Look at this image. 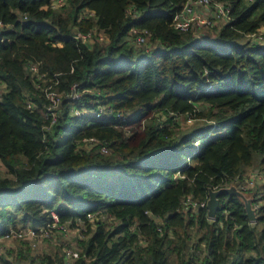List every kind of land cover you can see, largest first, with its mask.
I'll use <instances>...</instances> for the list:
<instances>
[{
  "label": "trees",
  "instance_id": "1",
  "mask_svg": "<svg viewBox=\"0 0 264 264\" xmlns=\"http://www.w3.org/2000/svg\"><path fill=\"white\" fill-rule=\"evenodd\" d=\"M52 1L0 0V235L54 211L80 228L71 264H264V184L244 191L255 221L234 194L213 219L183 201L238 187L254 150L264 176V0H215L229 18L207 32L171 25L185 0ZM45 84L62 98L48 128ZM9 248L0 264H23Z\"/></svg>",
  "mask_w": 264,
  "mask_h": 264
},
{
  "label": "built area",
  "instance_id": "2",
  "mask_svg": "<svg viewBox=\"0 0 264 264\" xmlns=\"http://www.w3.org/2000/svg\"><path fill=\"white\" fill-rule=\"evenodd\" d=\"M65 2V0H53L52 6L57 7L62 5ZM201 12L208 13V16L205 18L201 17ZM86 13L92 14L91 11L86 10ZM127 13L131 16L135 17L137 16L136 12L132 8L127 9ZM221 19L222 21L229 18L228 16V10L223 6L221 2H216L215 0H185L182 9L177 12L171 21V25H173L174 28L180 30V31H187L190 28H193V26H205V27H211L213 25V19ZM131 32L135 33L134 40L137 43L142 44L145 40V37L143 36L142 32L135 28L131 29ZM259 35L257 37H261V33H258ZM77 39L80 40L82 43H86V41L89 40L90 32L86 33H79L76 35ZM99 40L103 38V35L100 33L98 35ZM30 69L32 71L37 69L36 64L30 65ZM56 83V81H54ZM52 84H45L42 87L44 96L50 100V103L46 107L45 117L50 119V122L45 127L48 128L49 125L56 120L55 114L51 111V108L56 106L57 104H60L61 102V93L58 94L55 93L53 90H51ZM82 95L81 91L78 88L77 83H73L71 85V88L68 92H66V98L77 100ZM81 113L84 114H90L95 117H101L103 113V107L100 106L95 111H89V110H83ZM122 120H124V117H121ZM187 122H191L192 118L188 116L186 118ZM88 141H95V137H89L87 139ZM195 146H198V141H195ZM100 151L102 153H109L110 149L106 144L100 145ZM264 178L262 172L251 170L249 171L244 181L237 187L242 192L248 190L252 186H254L257 182L261 181L260 179ZM207 199V198H206ZM206 199L205 200H197L192 199L190 196H187L184 198V203L188 204L192 207H204L206 205ZM255 204L254 206H256ZM253 206V205H252ZM51 218L50 221L45 223L44 225H41L40 227H24V228H12L10 227L5 233L0 235V254L5 252L8 249L7 242L11 239H27L30 241L31 246L37 245L39 242L45 240L52 239L56 234H60L63 237L66 238L68 241L66 247H64V259L67 261L68 264H71L70 260L78 257V250L74 248L71 244L73 243V239L70 238L71 235L76 236L75 231L78 232V235H80V228L78 227H71L69 226L68 222H60L58 215L56 212L51 211L50 214ZM157 230H161V227L158 226Z\"/></svg>",
  "mask_w": 264,
  "mask_h": 264
},
{
  "label": "rangeland",
  "instance_id": "3",
  "mask_svg": "<svg viewBox=\"0 0 264 264\" xmlns=\"http://www.w3.org/2000/svg\"><path fill=\"white\" fill-rule=\"evenodd\" d=\"M208 16V13L204 12L202 13L201 12V17L202 18H205ZM222 20L221 19H217V18H214L213 19V25H215L216 23H221ZM193 28L195 29V31H200V32H207L210 27H205V26H193ZM264 32V26L259 30L258 33H263ZM213 33V32H212ZM102 40V39H101ZM126 44L128 45H132V46H138V43L135 42L133 39L129 38V40L126 41ZM193 123L192 122H189V125ZM225 130L224 127H222L221 129V132H223ZM260 158V152L258 150H254L253 151V164L252 166L255 167L254 170L256 171H260L259 169H257V166H258V160ZM1 167H0V172L1 171ZM1 175V173H0ZM264 180H262L261 182H263ZM260 182V183H261ZM259 182H257L258 184ZM252 192V189L250 190ZM251 192L249 193H246L247 196L251 197ZM259 204L263 205L264 204V199H261L259 200ZM75 234L76 236L74 235H71L70 238L73 239V243L71 244L74 248L77 249V244H76V238L78 236V232L75 231ZM59 238L60 241L62 242V245L60 244H57L55 243V239ZM68 241L66 240L65 237H63L62 235L60 234H56L52 239H49V240H45L43 239V241L39 242L37 245H35L34 247H32L30 245V241L27 240V239H24V240H20V239H11L10 241L7 242V245H8V248H9V251L11 252L12 255L16 254L17 251H22V250H25L26 249V252H27V256L25 257V259L22 260L23 264H29L28 262L30 261V259L32 258L33 259V262L31 261L32 264H39L38 261H39V258L42 254L46 253V254H53L55 252H57V250H60V251H64V247H66ZM45 246V247H44ZM18 252V253H19ZM17 253V254H18ZM10 254V256H11Z\"/></svg>",
  "mask_w": 264,
  "mask_h": 264
},
{
  "label": "water",
  "instance_id": "4",
  "mask_svg": "<svg viewBox=\"0 0 264 264\" xmlns=\"http://www.w3.org/2000/svg\"><path fill=\"white\" fill-rule=\"evenodd\" d=\"M221 194H234L240 197L244 204V209L247 218L250 221H255L256 214L255 209L252 206L251 197L247 196L244 192L239 190L234 184H229L227 186H221L217 188L208 187L207 188V199H206V214L209 219L215 217L216 211L219 208V195Z\"/></svg>",
  "mask_w": 264,
  "mask_h": 264
},
{
  "label": "crops",
  "instance_id": "5",
  "mask_svg": "<svg viewBox=\"0 0 264 264\" xmlns=\"http://www.w3.org/2000/svg\"><path fill=\"white\" fill-rule=\"evenodd\" d=\"M255 169V167H247V169H246V174L249 172V171H251V170H254ZM261 181L262 180H264V178H261L260 179ZM261 181H259V183H258V186L259 187H261L263 184H264V181L263 182H261ZM261 182V183H260ZM55 243H57V244H61L62 245V242L60 241V239L59 238H57V239H55ZM45 247V246H44Z\"/></svg>",
  "mask_w": 264,
  "mask_h": 264
}]
</instances>
